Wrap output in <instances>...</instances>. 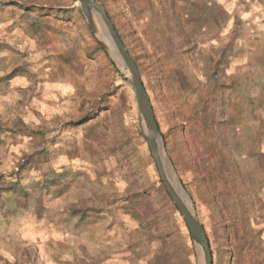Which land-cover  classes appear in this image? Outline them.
<instances>
[{
	"label": "rangeland",
	"instance_id": "rangeland-1",
	"mask_svg": "<svg viewBox=\"0 0 264 264\" xmlns=\"http://www.w3.org/2000/svg\"><path fill=\"white\" fill-rule=\"evenodd\" d=\"M94 1L212 264H264V0ZM144 132L95 18L75 0H0V264H200Z\"/></svg>",
	"mask_w": 264,
	"mask_h": 264
},
{
	"label": "water",
	"instance_id": "water-1",
	"mask_svg": "<svg viewBox=\"0 0 264 264\" xmlns=\"http://www.w3.org/2000/svg\"><path fill=\"white\" fill-rule=\"evenodd\" d=\"M75 1L78 3L81 12L90 26H92V20L94 18L98 19L103 28V33L107 43L110 45L119 64L128 72L132 89L137 100L139 112L145 127V132L142 133V136L146 141L150 154L154 160L160 181L165 187V190L177 211L184 220L190 236L199 250L200 264H212V254L204 228L196 219L192 210L186 206L174 188L168 173L167 164L161 157L160 149L162 146L157 122L155 120L153 108L149 96L142 83L140 72L136 63L130 57L128 51L123 45V42L115 31L114 26L103 6L94 0Z\"/></svg>",
	"mask_w": 264,
	"mask_h": 264
},
{
	"label": "bare ground",
	"instance_id": "bare-ground-1",
	"mask_svg": "<svg viewBox=\"0 0 264 264\" xmlns=\"http://www.w3.org/2000/svg\"><path fill=\"white\" fill-rule=\"evenodd\" d=\"M95 21H96V24H97V25L99 24V26L101 27L102 32H103V28H102L100 22L98 21V19H95ZM101 35H102V34H101ZM103 36H104V33H103ZM104 39H105V41L107 42L105 36H104ZM160 153H161V157H162V159H163V160L165 161V163L167 164V167H168V173H169V175H170V179H171V181H172V184H173L174 188L176 189V191L178 192V194L180 195V197L182 198V200L184 201V203L186 204V206L190 209L189 204H188V198H187L185 192L183 191V188H182V186H181L179 180L177 179V177H176V175H175V173H174V170H173V168H172V166H171V163H169V160L167 159V156H166V154H165V152H164V150H163L162 147H161V149H160ZM168 165H169V166H168Z\"/></svg>",
	"mask_w": 264,
	"mask_h": 264
},
{
	"label": "crops",
	"instance_id": "crops-1",
	"mask_svg": "<svg viewBox=\"0 0 264 264\" xmlns=\"http://www.w3.org/2000/svg\"><path fill=\"white\" fill-rule=\"evenodd\" d=\"M25 232L27 233V230L25 231V230H23L20 234H21V237L24 239V237H26V235H25ZM30 237V235H28V237H26V238H29Z\"/></svg>",
	"mask_w": 264,
	"mask_h": 264
}]
</instances>
